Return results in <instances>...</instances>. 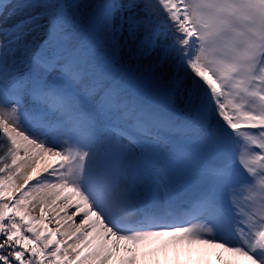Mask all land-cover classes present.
Segmentation results:
<instances>
[{
	"label": "snow or ice",
	"instance_id": "1",
	"mask_svg": "<svg viewBox=\"0 0 264 264\" xmlns=\"http://www.w3.org/2000/svg\"><path fill=\"white\" fill-rule=\"evenodd\" d=\"M0 16V264H264V0Z\"/></svg>",
	"mask_w": 264,
	"mask_h": 264
},
{
	"label": "bare ground",
	"instance_id": "2",
	"mask_svg": "<svg viewBox=\"0 0 264 264\" xmlns=\"http://www.w3.org/2000/svg\"><path fill=\"white\" fill-rule=\"evenodd\" d=\"M3 18H4L3 16H0V22L3 21ZM160 254L161 255L158 258L160 260V264H165L166 261L167 264H173L171 259L174 260V258H175L174 261H176V259H179L180 264H193V262L199 259V257L195 253L192 254L191 258L183 254L180 255L179 258H176L177 257L176 255H175L176 257L170 256L168 252L165 253L163 251H161ZM219 255H220L219 250H215V251L210 250L209 254L206 256V261L208 262V264H220ZM225 258L226 259L228 258L227 255H225ZM241 264H244V262L241 261Z\"/></svg>",
	"mask_w": 264,
	"mask_h": 264
},
{
	"label": "rangeland",
	"instance_id": "3",
	"mask_svg": "<svg viewBox=\"0 0 264 264\" xmlns=\"http://www.w3.org/2000/svg\"><path fill=\"white\" fill-rule=\"evenodd\" d=\"M16 3H18V0H11V4H16ZM11 13H12V8L9 7L8 10H7L6 15L10 16ZM155 248H156V245L155 244H152L150 246H144V247H142L140 249V251H141L142 254H149V255L142 256V258L140 260V264H156V260L159 258V256L162 253L160 254V252H159V253L152 254L153 253V249H155ZM168 253L170 254V256H175L176 255L175 252H173L171 250H169ZM225 255H227V254H225ZM176 258H179V257H176ZM199 259H200V257H199ZM203 259L206 260V256L203 257ZM171 260H172L173 264H175V261H174L175 258H174V260L173 259H171ZM159 262H160V260H159Z\"/></svg>",
	"mask_w": 264,
	"mask_h": 264
}]
</instances>
